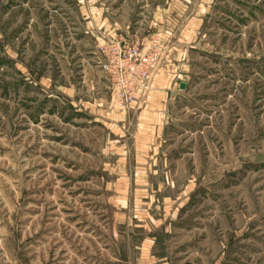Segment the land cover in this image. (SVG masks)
Returning a JSON list of instances; mask_svg holds the SVG:
<instances>
[{
    "label": "rangeland",
    "instance_id": "374dc122",
    "mask_svg": "<svg viewBox=\"0 0 264 264\" xmlns=\"http://www.w3.org/2000/svg\"><path fill=\"white\" fill-rule=\"evenodd\" d=\"M175 3L161 44L153 16ZM102 4L149 29L156 66L198 16L149 184L109 153L112 91L78 0H0V264H264V0Z\"/></svg>",
    "mask_w": 264,
    "mask_h": 264
},
{
    "label": "crops",
    "instance_id": "0c3cea01",
    "mask_svg": "<svg viewBox=\"0 0 264 264\" xmlns=\"http://www.w3.org/2000/svg\"><path fill=\"white\" fill-rule=\"evenodd\" d=\"M102 1L78 0L81 5V16L87 21L86 28L90 32L95 31L97 43H101L105 38L120 34L130 37L132 40L134 38L136 40L134 42L139 47L142 41L146 39L147 33L145 32L148 28L140 35L139 32L134 31L132 23L121 24V22L114 20L110 16V9L103 5ZM94 5L96 7H93ZM176 8V3L172 7L171 5L169 7L164 5L156 8L152 23L157 28L156 31L160 35L161 44L165 43L172 32V28L171 31L167 28H165L166 31L162 29L169 14L173 16V20L176 22L183 16V13ZM206 10H199L196 14L200 15V12L205 13ZM197 17L192 16L189 20L190 28L187 27V23L185 24V27L180 30L176 37L177 41L166 45L161 62L156 66L149 82L145 99L133 103L130 107L131 113L121 110L113 99H111L112 109L101 111L100 118L102 120H98V122H102L109 134L110 141L108 144L111 145L109 150L112 151L109 153L112 156L117 154L119 157H135L139 165H136L134 169L133 180H136L138 184H149L147 179L150 175L145 172L143 166L140 167L144 164L146 157H159L160 139L166 125L167 103L172 98L174 84L180 85L183 82L181 79L175 78L179 76L180 68L178 66L182 65L179 61L181 57L177 51L180 52L185 45L196 39V25L193 22L196 21ZM125 176L126 172L124 171V178L127 179ZM142 210L141 207L137 208V212L141 213ZM170 216L171 214L168 215L167 212L164 221H160V224L167 223V219H172Z\"/></svg>",
    "mask_w": 264,
    "mask_h": 264
},
{
    "label": "built area",
    "instance_id": "2783aa9c",
    "mask_svg": "<svg viewBox=\"0 0 264 264\" xmlns=\"http://www.w3.org/2000/svg\"><path fill=\"white\" fill-rule=\"evenodd\" d=\"M98 52L100 68L109 82L115 103L126 109L137 100H144L152 71L160 59L159 48L146 51L125 37L117 36L102 41Z\"/></svg>",
    "mask_w": 264,
    "mask_h": 264
},
{
    "label": "water",
    "instance_id": "95a60500",
    "mask_svg": "<svg viewBox=\"0 0 264 264\" xmlns=\"http://www.w3.org/2000/svg\"><path fill=\"white\" fill-rule=\"evenodd\" d=\"M179 88H180L181 90H183V89L185 88V83H184V82H181L180 85H179Z\"/></svg>",
    "mask_w": 264,
    "mask_h": 264
}]
</instances>
